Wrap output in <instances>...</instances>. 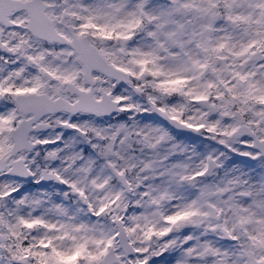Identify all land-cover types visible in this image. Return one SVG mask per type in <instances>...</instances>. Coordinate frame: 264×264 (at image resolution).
I'll use <instances>...</instances> for the list:
<instances>
[{
    "label": "snow or ice",
    "instance_id": "6c2138e0",
    "mask_svg": "<svg viewBox=\"0 0 264 264\" xmlns=\"http://www.w3.org/2000/svg\"><path fill=\"white\" fill-rule=\"evenodd\" d=\"M0 264H264V0H0Z\"/></svg>",
    "mask_w": 264,
    "mask_h": 264
}]
</instances>
